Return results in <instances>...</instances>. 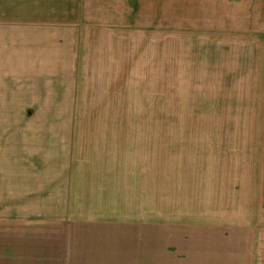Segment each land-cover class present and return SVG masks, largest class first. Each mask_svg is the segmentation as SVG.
<instances>
[{
	"label": "rangeland",
	"instance_id": "374dc122",
	"mask_svg": "<svg viewBox=\"0 0 264 264\" xmlns=\"http://www.w3.org/2000/svg\"><path fill=\"white\" fill-rule=\"evenodd\" d=\"M137 1L43 0L42 101L0 71V264H264V0Z\"/></svg>",
	"mask_w": 264,
	"mask_h": 264
},
{
	"label": "crops",
	"instance_id": "0c3cea01",
	"mask_svg": "<svg viewBox=\"0 0 264 264\" xmlns=\"http://www.w3.org/2000/svg\"><path fill=\"white\" fill-rule=\"evenodd\" d=\"M140 3V0L137 1L138 6H141ZM48 10V5H44L43 0L36 1L34 5H28L24 12H19L16 18L21 24L19 27L15 26L9 31L0 30V71L7 69L13 71L15 77H21L19 82L25 85L28 84L26 78L33 77L30 85L35 91L25 90L24 92L31 96L35 93L40 95L37 98L39 101L43 100L41 95L45 93L42 89L46 85L43 79L49 77V64L59 63L63 59L57 46L60 24L56 22L50 37ZM50 47L54 49L50 50ZM31 99L36 100V97ZM16 144L15 140L5 141L8 148H15ZM4 156L16 158L10 149L4 152L0 150V157Z\"/></svg>",
	"mask_w": 264,
	"mask_h": 264
}]
</instances>
